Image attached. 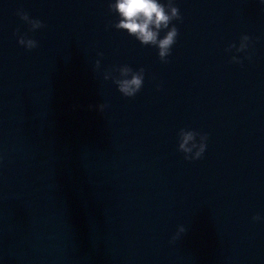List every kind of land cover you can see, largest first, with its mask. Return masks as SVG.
<instances>
[{"label": "water", "instance_id": "1", "mask_svg": "<svg viewBox=\"0 0 264 264\" xmlns=\"http://www.w3.org/2000/svg\"><path fill=\"white\" fill-rule=\"evenodd\" d=\"M112 2L0 0V264H264V0H174L167 63ZM121 65L134 97L104 79Z\"/></svg>", "mask_w": 264, "mask_h": 264}, {"label": "clouds", "instance_id": "2", "mask_svg": "<svg viewBox=\"0 0 264 264\" xmlns=\"http://www.w3.org/2000/svg\"><path fill=\"white\" fill-rule=\"evenodd\" d=\"M109 10L118 15V22L112 26L119 30H125L130 36L135 37L141 44L152 45L158 48V55L161 61L167 63V57L171 53L172 45L176 42L178 28L173 24V20H182L179 8L175 5L174 0H167L162 3L160 0H114L109 4ZM17 15L30 26V31L44 27L41 20L31 18L23 9L17 11ZM162 30H167L163 37L160 36ZM18 43L26 49H33L38 46V42L27 36V34H18ZM250 37L242 35L240 45L230 44L226 51L235 48L236 52L245 51L249 47ZM102 56L103 53H98ZM250 58V56H249ZM231 61L242 63L239 57L233 55ZM96 67H100V61H96ZM143 67L133 70L128 65L114 67L104 73V79L111 78L117 85L118 90L126 97H134L144 83ZM115 73H118L115 74ZM160 86L157 85V88ZM102 112L105 108L103 103L98 105ZM199 137V140H197ZM207 133H200L195 130L181 128L178 132V150L185 154L186 160L200 159L207 147ZM259 214L253 216V220H260ZM186 231L183 225H180L178 232L173 239H176L180 233Z\"/></svg>", "mask_w": 264, "mask_h": 264}]
</instances>
